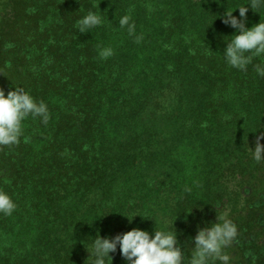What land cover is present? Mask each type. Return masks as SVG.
Wrapping results in <instances>:
<instances>
[{"label": "trees", "instance_id": "1", "mask_svg": "<svg viewBox=\"0 0 264 264\" xmlns=\"http://www.w3.org/2000/svg\"><path fill=\"white\" fill-rule=\"evenodd\" d=\"M245 3L4 1L0 89L23 87L48 106L49 120L26 118L18 143L0 145V189L17 205L0 214V264H89L97 235L191 224L222 201L231 164L240 175L264 168L245 162L264 134V77L221 56L235 30L220 17ZM89 10L105 22L80 33L76 21ZM124 14L131 35L119 28ZM246 17V27L264 21V8ZM102 47L113 55L100 59ZM249 201L264 243V195ZM246 236L233 244L241 253ZM109 255L126 264L118 247Z\"/></svg>", "mask_w": 264, "mask_h": 264}, {"label": "clouds", "instance_id": "2", "mask_svg": "<svg viewBox=\"0 0 264 264\" xmlns=\"http://www.w3.org/2000/svg\"><path fill=\"white\" fill-rule=\"evenodd\" d=\"M262 8L264 0H247V3L225 11L220 17L222 23L235 30L228 36L230 38L225 40L226 46L221 55L225 63L241 71L247 70L252 64L259 77H264V63L253 64V60L264 58V21L260 19L258 23L246 27V13L251 9L260 16ZM236 9L239 10V18L232 14ZM104 22L103 15L89 10L76 21V29L80 33H86ZM118 24L119 28H126L129 35L133 34L135 25L131 22L130 14L120 16ZM112 55L111 47H102L98 51L102 60ZM29 117L39 118L42 123H47L48 106L43 101L37 103L21 86L14 87V90L8 91L6 95L0 89V145L17 144L23 135V121ZM261 139H264V134L257 136L254 148H248L251 158L258 163L264 161V145L260 143ZM16 207L8 192L0 189V214L10 216ZM135 216L137 215H133L131 219L125 217L131 223ZM139 216L149 219L143 215ZM161 222L165 227L157 229L156 226L151 236L147 230L140 228H132L111 238H101L97 235L92 239L91 251L87 250L90 253L87 259L89 264H111L112 257L109 253H115L117 247L126 264H232V257L226 249L237 241L238 231L227 211L216 217L215 223L198 229L192 237L193 246L189 248L191 251L187 256L178 245L173 222L171 228L167 227V221ZM154 223L156 225V222Z\"/></svg>", "mask_w": 264, "mask_h": 264}, {"label": "rangeland", "instance_id": "3", "mask_svg": "<svg viewBox=\"0 0 264 264\" xmlns=\"http://www.w3.org/2000/svg\"><path fill=\"white\" fill-rule=\"evenodd\" d=\"M5 0H0V9L3 6ZM96 6V3L93 2ZM162 105L167 108V112L170 111L169 102H165ZM264 145V142H260ZM245 162L251 163L253 159L249 153V150L246 153ZM256 171H250V173H244L240 175L238 165L231 164L230 169L225 171L221 179V186L224 192V197L221 202L216 206H213L211 211L202 217H194L191 224H182L173 223V228L177 235H179L183 240L180 241V247L182 252L187 256L190 255V247L193 246L192 237H194L199 228L205 227L211 223L216 222V217H219L223 212L227 211L230 215V218L237 226L238 234L245 232V243L246 247L243 253L237 251L233 245L226 249V251L232 257V264H241L240 255L242 258L259 257L264 260V243L261 232L254 220L252 221L250 216L253 215V209L250 208L249 195L258 197L259 195H264V168L260 166L256 168ZM161 171V170H158ZM163 172V171H161ZM168 173V172H167ZM167 221V227L171 228L172 222ZM249 229H247V226ZM165 227L164 223H161L160 228ZM159 228V229H160ZM184 236V237H183ZM178 237V236H177ZM237 244V242H236ZM252 263V260L250 261ZM264 264L260 262L259 264Z\"/></svg>", "mask_w": 264, "mask_h": 264}]
</instances>
